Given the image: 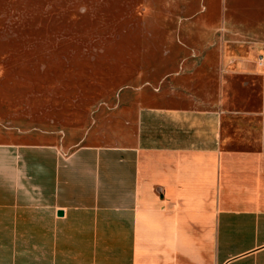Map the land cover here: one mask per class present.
I'll list each match as a JSON object with an SVG mask.
<instances>
[{"label": "crops", "instance_id": "0c3cea01", "mask_svg": "<svg viewBox=\"0 0 264 264\" xmlns=\"http://www.w3.org/2000/svg\"><path fill=\"white\" fill-rule=\"evenodd\" d=\"M186 74L114 140L0 142V264H264V101L233 131Z\"/></svg>", "mask_w": 264, "mask_h": 264}, {"label": "rangeland", "instance_id": "374dc122", "mask_svg": "<svg viewBox=\"0 0 264 264\" xmlns=\"http://www.w3.org/2000/svg\"><path fill=\"white\" fill-rule=\"evenodd\" d=\"M182 71L233 131L262 114L264 0H0V142L114 140Z\"/></svg>", "mask_w": 264, "mask_h": 264}]
</instances>
